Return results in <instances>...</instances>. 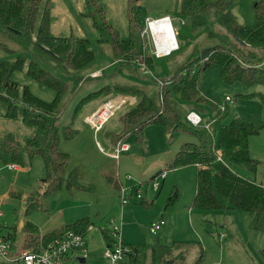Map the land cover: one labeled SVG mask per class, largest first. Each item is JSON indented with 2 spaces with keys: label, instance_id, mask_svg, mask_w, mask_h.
<instances>
[{
  "label": "rangeland",
  "instance_id": "1",
  "mask_svg": "<svg viewBox=\"0 0 264 264\" xmlns=\"http://www.w3.org/2000/svg\"><path fill=\"white\" fill-rule=\"evenodd\" d=\"M261 0H236L231 7L238 22L249 29L255 28L256 15L254 4ZM109 24L114 26L124 39L129 37L128 8L132 3L133 13L142 26H146L147 18L156 19L163 15L171 18L176 29L187 30L184 19L180 15L181 0H100ZM51 33L54 36L87 38L90 48L95 52L96 60L90 68L81 72L84 79L78 83L75 75H55L66 80L74 90L65 96L64 108L59 115L61 127L70 125L77 131L73 140L60 135L59 147L71 156L69 169L80 168L81 183L88 187L86 191L70 192L66 188L46 197L42 209L26 212V199L42 192V179L46 176L44 160L41 156L34 157L25 163L26 169L11 171L0 165V212L3 217L0 223L3 231L16 228L14 250L23 247L26 234L22 226L30 221L38 226L39 233L45 234L56 228L72 223L80 218L89 217L94 229L85 237L84 249L88 251L87 264H102L103 251L108 244L105 234L111 237V230L118 226L120 239L125 246L151 245L159 241L163 245L173 242L191 243L179 250L185 252V260L180 264H195L199 258L200 248L204 249V257L200 264H264L261 251L264 250V232L253 230L250 213L239 210L203 211L192 207L196 192V166L170 169L168 161L185 142L196 141V137L184 132H175L169 139L162 127L151 126L145 132L142 142H137L134 135H128L125 143L129 150L121 152L118 162L108 157L114 151L109 148L111 133H119L123 124L121 116L129 110V105L112 114L103 131L94 133L85 121L99 104L107 102L117 94H102L90 99L79 107L77 105L92 92L105 85L116 82L134 84L145 88L150 95H156L162 80H169L179 64L191 53L193 44L200 42L205 32H200L191 39V45L172 55L155 57V68L149 70L142 65L139 75L130 68H120L114 62L111 47L99 44L100 34L88 16L85 0H50ZM8 47L17 49L16 45L0 38ZM145 45L152 43L145 39ZM190 45V46H189ZM16 54L7 52L0 47V62H14ZM115 63V64H114ZM116 69L113 73L112 71ZM101 71V78H92L91 72ZM95 73V72H94ZM90 77V78H89ZM89 78V79H88ZM12 79L20 88L27 86L40 99L51 102L55 91L43 87L38 81L27 76L25 69L13 72ZM86 79V80H85ZM201 94L212 103L204 109L194 102L175 98V106L182 119L187 123V114L196 110L204 117V123L215 121V111L227 107L224 123L241 117L260 127L257 135L250 137V155L258 161L256 173L247 169L233 168L240 176L264 184V102L254 95L264 93V87L256 85L244 89L239 83L225 84L221 78V67L211 64L202 72L199 81ZM242 94L244 96H240ZM226 97L231 101L226 102ZM203 110V111H202ZM5 107L0 105V135H11L24 142L32 137L35 128L24 125L22 120H10L4 117ZM206 121V122H205ZM215 123V122H214ZM219 125L217 124V127ZM167 171L158 192L147 191V183L153 175ZM130 177V179L128 178ZM120 187L129 189L141 187L144 199L138 200L136 190L131 200L123 204ZM17 196H14V195ZM174 199V200H171ZM153 201V202H152ZM148 205H144L145 203ZM166 218V226L157 234H151V222L160 217ZM194 243V244H193ZM0 264H13L0 257Z\"/></svg>",
  "mask_w": 264,
  "mask_h": 264
},
{
  "label": "trees",
  "instance_id": "2",
  "mask_svg": "<svg viewBox=\"0 0 264 264\" xmlns=\"http://www.w3.org/2000/svg\"><path fill=\"white\" fill-rule=\"evenodd\" d=\"M235 2L236 0H181L180 15L187 30L176 29L174 26L179 44L177 51H181L182 47L187 48L189 43L191 45V39L198 33L205 32V36L200 42L191 45V53L179 64L170 79L161 81L157 94L150 95L145 88L134 84L116 82L113 86L105 85L80 101L74 115L83 103L102 94L115 92L117 95L137 96L135 105L130 106L121 116L122 130L108 135L114 147L124 144L128 135H134L137 142H142L147 128L151 126L162 127L170 134L169 139L175 132L195 136L196 141L183 143L168 161L170 169L192 165L197 167L196 194L192 207L203 211L239 210L250 213L253 216L251 228L264 232L263 183L246 179L233 169L243 168L256 173L258 161L250 155L249 140L259 133L260 127L241 117L225 124L227 107L224 110L216 107L215 123L207 122L211 130L195 128L182 119L175 106V98L201 105L200 109H204L206 104L213 106L199 88L200 76L211 64L220 65L221 78L225 84L239 83L244 89H251L256 85L264 87V0L254 4L256 25L253 29L238 22L231 11ZM49 3L50 0H0V38L12 41L17 47L12 49L0 42L2 49L16 54L14 62H0V105L5 107L4 117L22 120L24 125L36 130L24 142L11 135H0V165L15 163L24 166L28 160L41 156L46 168L42 192L26 199V212L42 209L44 199L63 188L71 193L89 189L81 183L80 168L77 166L70 170L71 156L59 147L61 134L67 140H73L77 131L70 125L61 127L58 124L65 96L70 92L72 94L74 90L55 73L75 75L74 79L80 83L85 77L81 72L92 66L96 55L87 38L73 34L68 37L52 35ZM85 4L88 16L92 18L93 25L100 34L99 44L111 47L118 67L130 68L136 75H139L142 65L154 70L155 57L146 48L142 37L145 26L138 22L131 2L128 8V39H124L108 23L100 0H85ZM162 17L167 15L160 18ZM24 69L29 78L55 91V98L51 102L40 99L27 86L20 88L12 79L13 72ZM94 72L96 71L91 74ZM101 76L90 75L94 79ZM254 95L264 102V93L255 92L249 97ZM219 154L223 157V162L217 160ZM155 175L145 181L148 191ZM89 226H93V222L89 217H83L45 234H40L38 226L30 221L22 229L30 247L39 250L41 244L47 245L59 240L69 231L86 236ZM3 228L4 225L0 223L2 231ZM16 231L13 228L7 233L12 245L16 240ZM105 237L108 245L114 242L107 234ZM196 244L200 248V254L195 264H200L204 249L200 243ZM188 245L192 244L173 242L172 245H163L157 241L151 245L130 246L126 263L180 264L186 256L179 249ZM261 254L264 258V250Z\"/></svg>",
  "mask_w": 264,
  "mask_h": 264
},
{
  "label": "built area",
  "instance_id": "3",
  "mask_svg": "<svg viewBox=\"0 0 264 264\" xmlns=\"http://www.w3.org/2000/svg\"><path fill=\"white\" fill-rule=\"evenodd\" d=\"M166 29L168 37H163L162 30ZM157 30V32H156ZM142 37L149 43H152V47L149 49L150 54L154 57L160 58L171 55L174 51L179 49L177 41L176 29L169 17H162L158 19L147 18L146 26L142 32ZM101 71H97L92 74V77L100 76ZM116 100V101H114ZM226 102H230V97H226ZM136 101L134 98L119 94L114 98L109 99L103 103L94 113L90 114L86 118V122L91 126L94 131H99L103 124H105L112 114L119 110L124 105L134 106ZM223 107L221 110H224ZM105 115V116H104ZM188 123L195 128H206L211 130L210 124L204 123L202 116L195 112L190 111L187 114ZM125 149L124 145L117 147L115 150L114 157L118 158L119 153ZM220 153V152H218ZM218 161L223 162V157L219 154L217 157ZM10 170H18L19 165L15 163H9L5 165ZM167 176V171H161L153 178L149 191L158 192L161 187V180H164ZM130 179V177H128ZM142 186H137L135 189L131 187L125 189L120 187L121 197L123 204H126L131 200L132 192L136 190V198L138 200L144 199V195L141 192ZM264 188V184H263ZM148 191V189H146ZM3 213L0 212V218ZM165 220L160 219L150 224L149 231L151 234H157L164 226ZM94 229L93 226L88 227V232ZM120 230L118 226H114L111 230V237L114 242L107 245L103 251V263L102 264H127L128 253L130 252L129 247L125 246L119 236ZM4 231L0 229V257L4 260L9 261L13 264H87L88 262V251L84 249L85 237L81 234H77L73 231L67 232L63 238L55 240L47 245L41 244L39 250L33 247H28L21 250L18 254L13 255V245L10 242L8 236ZM42 240V239H41ZM85 258V263H82L79 259Z\"/></svg>",
  "mask_w": 264,
  "mask_h": 264
},
{
  "label": "crops",
  "instance_id": "4",
  "mask_svg": "<svg viewBox=\"0 0 264 264\" xmlns=\"http://www.w3.org/2000/svg\"><path fill=\"white\" fill-rule=\"evenodd\" d=\"M167 17H169L168 15H167ZM170 18V17H169ZM171 19V18H170ZM166 57V56H165ZM160 58H163V57H160ZM128 96H130V97H132V98H134V101H136L137 102V100H138V97L137 96H131V95H128ZM103 103H101V104H99L93 111H91L90 112V114H92V113H94L101 105H102ZM191 111H195V112H197V113H199L198 111H196V110H191ZM190 112V111H189ZM89 114V115H90ZM201 116H202V114L201 113H199ZM89 115H87L86 117H85V121H86V118L89 116ZM202 118L204 119V117L202 116ZM108 122V121H107ZM106 122V123H107ZM206 122V121H205ZM106 123L105 124H103V127L99 130V131H94L92 128V131L96 134V133H99V132H101V131H103V129H104V127H105V125H106ZM88 124V123H87ZM89 125V124H88ZM90 126V125H89ZM91 127V126H90ZM108 147L109 148H111L114 152L113 153H111V154H107L108 155V157L109 158H111V159H113V160H116L117 162H118V160H119V157H120V153L121 152H124V151H127V150H129V146L126 144V143H124V144H121V145H118L119 147H121L122 145H124V148L125 149H123L120 153H119V157L118 158H115L114 157V154H115V150H116V148L118 147H114V145L111 143V141H110V143H108ZM178 151V150H177ZM172 157H173V155H172ZM171 157V158H172ZM170 158V159H171ZM169 159V160H170ZM22 169H26V167L25 166H19V169L18 170H11V171H20V170H22ZM157 174V173H156ZM167 177V176H166ZM80 179H82V176H80ZM165 181V180H164ZM163 181V182H164ZM163 184V183H162ZM116 188H120V184L119 183H116ZM195 194H196V192H195ZM14 196H17L16 194L14 195ZM195 196V195H194ZM160 219H164L165 220V222L167 223V221H166V218L164 217V216H162V217H160L158 220H160ZM158 220H156V221H158ZM155 222V221H154ZM152 223V222H151ZM166 223H165V226H166ZM164 226V227H165ZM163 229V228H162ZM161 229V230H162ZM26 237V236H25ZM108 245V244H107ZM106 245V246H107ZM28 247H30V245L28 244V239H27V237H26V242H25V245L23 246V247H18L16 250H14V245H13V249H12V254L13 255H16V254H18L21 250H24V249H26V248H28Z\"/></svg>",
  "mask_w": 264,
  "mask_h": 264
},
{
  "label": "bare ground",
  "instance_id": "5",
  "mask_svg": "<svg viewBox=\"0 0 264 264\" xmlns=\"http://www.w3.org/2000/svg\"><path fill=\"white\" fill-rule=\"evenodd\" d=\"M162 29H163V28H162ZM156 32H157V30H156ZM162 33H163V37H165V38L168 37V32H167L166 29H163V30H162ZM114 101H116V100H114ZM104 116H105V115H104Z\"/></svg>",
  "mask_w": 264,
  "mask_h": 264
},
{
  "label": "water",
  "instance_id": "6",
  "mask_svg": "<svg viewBox=\"0 0 264 264\" xmlns=\"http://www.w3.org/2000/svg\"><path fill=\"white\" fill-rule=\"evenodd\" d=\"M241 45H244V42H241ZM79 260H80L82 263H85V258L82 257V258H80ZM169 264H172V263H169Z\"/></svg>",
  "mask_w": 264,
  "mask_h": 264
}]
</instances>
